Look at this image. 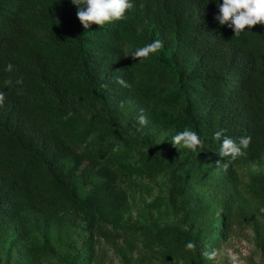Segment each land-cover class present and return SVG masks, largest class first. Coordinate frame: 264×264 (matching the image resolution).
<instances>
[{"label": "trees", "instance_id": "trees-1", "mask_svg": "<svg viewBox=\"0 0 264 264\" xmlns=\"http://www.w3.org/2000/svg\"><path fill=\"white\" fill-rule=\"evenodd\" d=\"M134 5L123 20L85 29L72 0H0V264L48 262L53 232L78 220L90 230V251L74 264L92 263L110 228L140 242L149 262L209 264L244 226L264 255V164L245 168L264 160V24L236 35L214 19L216 0ZM156 40L158 52L132 57ZM173 129L196 131L202 146L177 151ZM218 131L250 137L246 156L221 157ZM158 134L174 147L134 153L158 145ZM169 173L167 201L147 208L182 214L193 230L123 223L132 195L153 190L133 179ZM242 179L252 205L233 192ZM192 184L216 193L189 204ZM214 207L225 213L208 224ZM8 239L23 244L16 261L2 255Z\"/></svg>", "mask_w": 264, "mask_h": 264}, {"label": "rangeland", "instance_id": "rangeland-1", "mask_svg": "<svg viewBox=\"0 0 264 264\" xmlns=\"http://www.w3.org/2000/svg\"><path fill=\"white\" fill-rule=\"evenodd\" d=\"M129 113L131 119L133 113ZM157 142L158 145L146 147L134 153L136 155L148 152L160 154L164 150V147H174L167 136L163 134H158ZM174 149L179 151L181 146H176ZM263 164L264 160L253 162L245 166V168L254 171ZM170 175L171 173L157 180L144 176L133 179L136 182L143 183V185L152 187L153 190L151 193H146L142 190L132 195L129 210L125 215L123 223H144L156 228L179 226L186 231L193 230L194 221H190L189 218L185 220L182 214L176 217H167L164 214L147 208L148 205H151L160 196L164 197L167 201L171 190V187L168 185ZM245 183L246 180L242 179L240 185H234L232 189L237 194L238 203L241 205H252L246 196L243 195L242 185H245ZM213 193H216V188L213 185L198 186L192 184L190 193L184 201L198 206L204 194H208L210 197ZM224 213L225 209L214 207L210 215L206 217L207 223L212 224ZM90 234L87 224L82 220H78L73 226L71 225L65 229L53 232V254L50 260L44 264H74V260L79 254L84 255L90 251V246L86 247ZM40 242H42V239ZM96 243L95 259L90 264H161L157 261L149 262L146 260V255L142 251L140 242L136 244V242L130 240L121 229L110 228L107 236L97 239ZM22 248V243L16 242L14 239H8L4 243L2 255L6 259L16 261L23 254L20 250ZM208 259L210 260L209 264H264V255H262L258 248L255 232L250 226L233 227L231 236L219 250H213L208 255ZM29 264L32 263L30 262Z\"/></svg>", "mask_w": 264, "mask_h": 264}, {"label": "clouds", "instance_id": "clouds-1", "mask_svg": "<svg viewBox=\"0 0 264 264\" xmlns=\"http://www.w3.org/2000/svg\"><path fill=\"white\" fill-rule=\"evenodd\" d=\"M212 0H210V3ZM72 3L78 8V18L85 29H89L92 24L104 26L114 21L123 20L126 14L134 8V0H72ZM219 12L214 19L221 25H227L232 28L236 35L245 32L246 27L258 24H264V0H216ZM209 4V3H208ZM163 47L160 40L153 41L135 51L132 57L146 58L150 54L158 52ZM12 66L8 65L7 70H11ZM7 83H10L7 82ZM22 83V81H17ZM123 83V81H120ZM5 93L0 91V105L3 104ZM139 123L146 125L147 117L141 115ZM171 137V142L175 145H182L184 148L196 152L203 144L201 136L192 130H184L175 132ZM215 140L220 142L219 155L221 157H231L236 159L246 156V150L249 148L250 137H241L235 140L226 136L222 131H218L214 136ZM194 244L188 242L187 249H192Z\"/></svg>", "mask_w": 264, "mask_h": 264}]
</instances>
